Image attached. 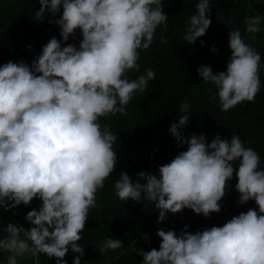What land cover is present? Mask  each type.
Masks as SVG:
<instances>
[{"label": "clouds", "instance_id": "1", "mask_svg": "<svg viewBox=\"0 0 264 264\" xmlns=\"http://www.w3.org/2000/svg\"><path fill=\"white\" fill-rule=\"evenodd\" d=\"M39 5L37 21L45 19V12L50 17L60 13L55 20L60 39H48L30 63L0 64V208L27 206L34 197L41 203L25 213L27 229L5 223L0 252L7 255L0 264H18L26 254H45L55 258L54 264H67L63 258L69 251L78 254L72 264H81L83 245L77 241L89 210L98 207L97 190L117 160V134L100 118L124 113L133 94L143 92L156 77L152 68L132 79L126 73L139 69L138 49L152 44L157 26L166 27L167 18L162 0H39ZM195 9L184 25L190 45L210 24L209 0H198ZM262 19L244 17L251 40L261 32ZM77 29L78 46H62ZM227 46L224 70L213 72L205 64L196 68L203 81L214 85L224 111L252 101L261 88L260 53L239 28L228 32ZM211 50L216 51L214 45ZM179 107L183 114L168 132L186 150L159 165L155 174L140 170L133 180L119 172L114 194L123 201L152 202L157 222L184 208L207 217L220 210L235 171L238 202L252 199L257 207L194 232L186 230L187 224L178 233L158 228V249L141 250L139 264H264V168L259 167V153L236 133L226 138L217 133L207 143L203 134L185 137L189 104L182 100ZM121 246V240L106 236L98 251Z\"/></svg>", "mask_w": 264, "mask_h": 264}, {"label": "trees", "instance_id": "2", "mask_svg": "<svg viewBox=\"0 0 264 264\" xmlns=\"http://www.w3.org/2000/svg\"><path fill=\"white\" fill-rule=\"evenodd\" d=\"M197 2L162 0L167 26H157L152 44L147 49H138L139 69L126 73L132 79L144 69L152 68L156 77L148 82L143 92L133 94L124 113L100 118L102 124H109L110 130L117 134L113 145L117 160L113 172L104 181V187L97 190L98 207L89 210L81 238L77 241L83 245L81 264H139L141 250L158 249V228L178 233L187 224L186 230L194 232L220 226L233 215L257 207L252 199L238 202L239 193L233 187L235 171L219 201L220 210L207 217L184 208L176 213H166V219L157 222L158 210L152 207V202L144 198L140 202L123 201L113 192V182L119 178V172H126L133 180L137 179L136 173L140 170L155 174L159 165L186 150V144L178 146L168 132L170 124L183 114L179 107L182 100L188 102L190 111L189 120L182 129L185 137L192 133L203 134L207 143L217 133L221 138L236 133L246 146L259 153V167L264 168V19L255 40L250 39L252 34L245 31L244 24L245 16L264 18V0H209L206 15L210 24L205 33L190 45L184 39V25L189 15L195 12ZM39 7V0H0V64L8 60L30 63L48 39L53 36L60 39L59 27L55 23L60 13L50 17L45 12V19L37 21L35 10ZM237 28L246 42L260 53L261 88L252 101L239 102L224 111L217 103L214 85L203 81L196 68L205 64L210 65L213 72L224 70L230 54L227 35L231 29ZM161 36L166 37V42L161 43ZM80 39L77 29L62 42V46L67 43L78 46ZM212 45L216 51L211 50ZM232 163L235 170L238 161ZM40 203L34 197L27 206L20 204L7 211L0 208V236L5 234V223L10 221L27 229L30 223L25 221V213L32 208L38 209ZM144 233L147 239L142 238ZM106 236L121 240L122 246L100 253L99 245ZM6 255L0 252V260ZM75 255L78 254L69 251L63 259L72 264ZM37 257L26 254L18 258V264H54V257L45 254H37Z\"/></svg>", "mask_w": 264, "mask_h": 264}]
</instances>
